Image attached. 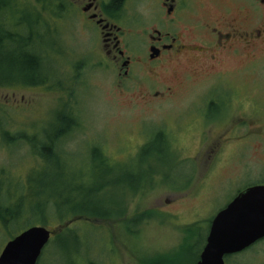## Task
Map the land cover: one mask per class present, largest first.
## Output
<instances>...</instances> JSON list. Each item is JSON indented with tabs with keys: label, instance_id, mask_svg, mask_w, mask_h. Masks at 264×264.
I'll return each instance as SVG.
<instances>
[{
	"label": "rangeland",
	"instance_id": "rangeland-1",
	"mask_svg": "<svg viewBox=\"0 0 264 264\" xmlns=\"http://www.w3.org/2000/svg\"><path fill=\"white\" fill-rule=\"evenodd\" d=\"M17 1L20 8L37 10L42 26L31 31L40 33L36 49L50 57L49 81L0 87V213L6 203L13 214L8 228L0 222V252L30 226L54 230L73 214L120 210L105 221H73V233L61 240L51 236L39 264H194L215 214L239 189L264 179V152L251 148L258 139L226 142L221 140L231 125L226 120L196 121L205 96L194 94L216 81L213 75L192 81L169 102L147 105L131 82L116 83L109 65L98 69L90 59L75 78L70 67L86 61L75 53L86 50L88 34L67 18L55 19L49 6ZM22 16L38 20L35 12ZM8 17L0 16V22ZM19 17L20 12L13 14L10 23L22 32L27 22ZM8 45L0 41V81L26 83L28 75L14 74L23 69L17 60L22 51L16 55ZM62 50L75 52L64 56ZM226 76L237 90H249L253 104H262V73L235 68ZM70 112L79 124L64 133ZM255 120L254 127L260 125ZM20 134L24 140L12 137ZM51 142L64 150L55 156L41 149ZM240 147L242 153L235 154ZM218 151L223 156L216 162ZM225 264H264V239L227 256Z\"/></svg>",
	"mask_w": 264,
	"mask_h": 264
},
{
	"label": "flooded vegetation",
	"instance_id": "flooded-vegetation-1",
	"mask_svg": "<svg viewBox=\"0 0 264 264\" xmlns=\"http://www.w3.org/2000/svg\"><path fill=\"white\" fill-rule=\"evenodd\" d=\"M47 6L55 19L67 18L72 26L90 37L86 50L75 53L79 54L78 58L87 56L86 61H78L77 70L70 67L75 78L81 75L80 69L90 59L89 64L98 69L109 65L114 69L116 83L131 82L138 90L139 100L147 105L169 102L192 81L213 75L216 81L193 92L196 96H205L196 121L226 120L231 125L221 140L255 137L258 142L254 141L251 148L254 152H264V86L263 102L256 106L249 99L248 89L239 91L226 82V74L235 68L242 73L259 71L264 77V0H51L48 4L38 3V7ZM74 52L62 50L60 53L66 56ZM37 53L48 56L45 51ZM258 56L263 59L259 61ZM68 119L66 131L69 133L79 122L72 112ZM254 119L253 122L260 125H251ZM41 149L53 154L64 150L53 142ZM241 149L235 154L242 153ZM221 153L214 155V161L222 159ZM252 185H264V179L239 189L233 198Z\"/></svg>",
	"mask_w": 264,
	"mask_h": 264
},
{
	"label": "water",
	"instance_id": "water-1",
	"mask_svg": "<svg viewBox=\"0 0 264 264\" xmlns=\"http://www.w3.org/2000/svg\"><path fill=\"white\" fill-rule=\"evenodd\" d=\"M50 230L34 225L3 246L0 264H36L51 236ZM264 238V185H253L238 193L211 220L205 245L194 264H225L224 257L238 253Z\"/></svg>",
	"mask_w": 264,
	"mask_h": 264
},
{
	"label": "trees",
	"instance_id": "trees-1",
	"mask_svg": "<svg viewBox=\"0 0 264 264\" xmlns=\"http://www.w3.org/2000/svg\"><path fill=\"white\" fill-rule=\"evenodd\" d=\"M50 2L51 0H36V3L48 4ZM19 5L21 4L18 3L17 0H0V16L4 14H7L9 16L8 17L9 22H5V21L4 23L0 22L1 23L0 24V41L8 42L9 48H11V50L15 49V51H13L14 54H16V50L22 51V53L19 56H17V60L20 62V64H22L21 68L23 69L21 71H18L19 69L14 70V74L20 76L21 78H24L28 75L31 79H28L26 83H21V82H18V80H16L12 76L15 79V81H11V82L10 81H6V82L0 81V87L2 88H16V87L31 88V87L39 86L41 83L46 82L48 78V75L46 74L47 70H45V66L47 63H49L50 57L48 56L43 57L37 53L38 52V50L36 49L37 41L35 40L40 35V33L37 30H35V33L31 31V30H34V27L37 29V27L42 26L39 23V17L37 14V10L35 8H30L27 6L20 8L18 7ZM45 8H48V7H45ZM18 12H20V16H21L19 17V20H24L25 22H27L26 24H24L25 29L23 31V28H22V32H18L14 30V28H20V27H14L16 24L15 22L10 23V20H12L13 14H16ZM28 12H35L38 20L34 23L32 21L26 20V18H24L22 14H25V13L28 14ZM4 17L5 16H3V18ZM41 38H43V35H41ZM13 45H16L18 47L14 48ZM11 58L16 59L15 57H13V55ZM48 81H49V78H48ZM3 130L6 132V134H10L8 130H5V129ZM65 133H68V131H65ZM12 137L16 139H23L22 134L13 135ZM33 153L38 154V152H36L35 150ZM54 155L56 156L55 153ZM133 188L135 187H131V189ZM67 202H69V200H67ZM2 205H3L2 206L3 213H0V222L3 224V226L8 228L7 227L8 223L10 222V220L13 219L12 217L13 214L8 204L6 205V203H2ZM80 207H84V206H80ZM45 208H46V204L43 203L42 212L45 211ZM114 213H122V211L112 210L111 212H105V213L95 212V214L92 213L87 216L86 215L77 216L73 214L72 216L65 218L64 220L61 221L60 231L53 234L54 240H61L66 234L73 233V227L70 226L73 221H76V220L105 221L108 218V215L114 214ZM42 218H45V216H43ZM36 264H39V261Z\"/></svg>",
	"mask_w": 264,
	"mask_h": 264
}]
</instances>
